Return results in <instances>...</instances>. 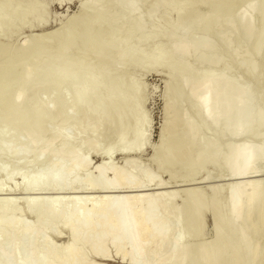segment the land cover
Here are the masks:
<instances>
[{
    "label": "bare ground",
    "instance_id": "6f19581e",
    "mask_svg": "<svg viewBox=\"0 0 264 264\" xmlns=\"http://www.w3.org/2000/svg\"><path fill=\"white\" fill-rule=\"evenodd\" d=\"M145 1L148 0H89L97 14L78 12L52 34L16 45L9 40L22 29L49 24L47 4L37 0H0V38H6H2L6 43H0V101L5 95L7 99L0 108L3 127L0 174L7 175L6 181L13 184L11 168L17 161L25 160L26 170L31 164L55 159L41 173L20 174L21 190L29 197L26 195L23 201H18L23 202L27 212L37 209L33 222L27 223L20 214L9 212L17 204L16 198L0 201V264H91L84 263V258L91 254L104 257L110 250L127 264H170L168 258L173 256L177 257L178 264H209L210 259L217 264H264V240L262 244L259 242L264 237V189L259 191L260 181L251 180L256 177L253 168L258 163V155L264 157L261 143L248 139L232 147L229 176L238 182L227 189L225 201L227 196L214 203L202 190L187 188L180 193L179 206H175L180 199L179 189L168 191V184L183 183L184 186L193 182L204 171L210 156L219 151L221 127L212 128L214 138L202 142L208 134V120L226 113L225 127L239 135L246 127L243 122L249 128L245 121L251 104L256 113L264 114V91L258 86L261 81L257 85V78H253L256 84L255 89L249 85L251 91L247 83L239 80V69L244 66L247 71L243 73L247 76L250 77L247 74L250 68L254 70L249 72L252 77L258 71V77L264 79V56L260 53L263 57L259 59L261 56L254 55L258 59L253 60L257 42V46L262 44L257 33L263 32L260 22L264 18V0H167L159 18L141 33L138 31L140 19L132 20L129 15ZM212 41L217 42L216 49L210 46ZM198 47L204 50L202 57L221 62V67L197 70L198 66L195 70L196 63L184 56ZM263 48L259 50L264 51ZM76 49L83 51L80 60L70 69H63L67 65L63 63L69 61L67 58ZM109 52L119 60L109 59ZM90 56L100 64L88 65L86 59ZM246 57L251 58L253 68L248 60H243ZM242 61H248V65L244 62L241 65ZM87 67L95 69L87 70L81 87L75 90L73 82ZM108 67L131 68L136 74L157 71L166 77L159 149L151 158L157 170L154 176L134 174L105 163L92 168L95 171L92 175L88 173L91 169L88 152H79L77 139L89 142L92 150L94 142L103 134L104 125L111 122L108 116L125 112L127 107L131 126L122 124L121 133L111 141L109 149L94 148L106 155L121 148L125 161L129 162L132 154L143 153L147 147L143 132L146 118L141 112L142 84L129 77L116 81L114 75L103 73ZM221 84L242 94L239 96L226 88L239 98L234 103L231 102L237 97L229 99V103L223 99L224 103L219 98L221 90H217L218 99L217 93L214 94L216 86ZM10 90L14 91L13 96L7 97ZM189 90L198 97L192 98ZM31 93L38 95L33 97L36 100L30 101ZM232 94L229 97L235 96ZM112 117L115 119L113 114ZM82 122H95L99 127L94 130L81 126ZM42 135H49L52 140L43 143ZM15 136L18 144L23 140L28 144L9 145ZM41 144L40 153L29 156L31 149ZM4 156L10 157L8 162ZM164 176L166 183L162 181ZM79 186L91 196L85 197L83 193L73 199L58 194L59 198L52 196L55 199L49 198V201L47 197L48 203L46 196L39 197L44 192L46 195L47 190L51 194L64 190L70 195ZM3 187L6 189L0 183V192H5ZM223 188L219 189L220 193ZM207 213L213 219L214 241L210 246L208 242H194L203 233V217ZM55 224H60L58 229L53 227ZM64 231L70 234L69 243L64 247L52 244L51 238H59ZM247 245L253 249L250 255Z\"/></svg>",
    "mask_w": 264,
    "mask_h": 264
},
{
    "label": "rangeland",
    "instance_id": "374dc122",
    "mask_svg": "<svg viewBox=\"0 0 264 264\" xmlns=\"http://www.w3.org/2000/svg\"><path fill=\"white\" fill-rule=\"evenodd\" d=\"M42 1H43L44 5L47 4L45 7L47 8V11H48L47 14H49L47 16V17H49L48 18L49 19V24L47 23L48 25H45V24L38 25V26H36L34 28H31V29L30 28L29 29L28 28H24V29H22L20 31V33H18L12 39L9 40L10 43L13 41L12 44L15 43L16 45H24L30 39H37V38L46 37V36L52 34L54 31L58 30L61 27L62 22H64L68 17H70L72 15H75L78 12L84 11V12H87L90 16H93V15L98 13L97 9L93 5L90 4L89 0H37V2H39L40 4H43ZM167 4H168L167 0H162V1H159V2H156L155 0H148V1H145L144 3H141L136 10L131 12V14L129 16H130V18L132 20L140 19V24H139L140 26L138 28V31L141 32V33L142 32L144 33L146 31V27L148 26V24H150L151 22H154L155 20H157L159 18L160 14L164 11V9L166 8ZM263 13H264V11H263ZM262 16H263V14H262ZM262 16H261V18H263ZM263 19H261V22H260V18L258 20V22L263 23V24H261L262 26L259 23V25H260V27L262 29V30H260V29L259 30L263 31V32H261V34L259 33L261 36L258 35V33H257V36L260 37V38H258L256 36L258 38V40L259 41L261 40V42H262V44L259 42L261 44V46H257L258 45V42H257V45L255 47V49H257V47H258L257 51L260 49V47H262V46L264 47V30H263V28H264V26H263L264 22L263 21L264 20ZM2 38H4V37L0 38V43H6V40L4 41V39H6V38H4V39H2ZM258 40H256V41H258ZM211 43L212 44L210 46L213 45V47H214L212 49H216L217 45H218L217 42L215 43V41L214 42L212 41ZM213 43H215L216 45L213 44ZM203 51L204 50L202 48L198 47V49L195 48L194 51H192L190 53H187L184 57H186L187 60H188V58H190L191 60L194 61V63H196L195 64V70L198 68V66H199V68L197 70L205 69V68H207V69L208 68L209 69L212 68L214 70H217L216 68H218L220 66L221 62L217 63L211 57H205V56H204L205 58L202 57L203 56L202 55ZM257 51L255 53V51L253 50V58L255 57L254 55H258V56H261L259 58V59H261L264 56V53H262L264 51L263 50H259L260 51L259 53ZM82 52L83 51L81 49L74 50L69 55L70 57L67 58V59H69V61L66 60L65 61L66 63H63V65L64 64L65 65L67 64V65L66 66H62L61 65L63 67V69H64V67L66 69H70L69 68L70 66L72 67L73 64L77 63V61L80 60V58L82 56ZM109 53H107V54H109ZM260 53L263 56L259 55ZM127 54L128 53L126 52L124 55L127 56ZM258 56H256V58ZM107 57L108 58L110 57L109 59H111L114 62L119 60V57L115 56V54H113V53H110L109 55H107ZM256 58H254L253 60H257L258 59V58L257 59ZM250 59H251L250 57H246V59H243V60H248L249 64L251 65ZM248 61L247 62L246 61H242L241 65L244 62V63H247V64H245L247 66L248 65ZM86 63L88 65H93V66L94 65L98 66L100 64L99 60L96 59L94 56L88 57L86 59ZM97 63H99V64H97ZM116 63H118V62H116ZM252 64H253V62H252ZM251 67H252V65H251ZM90 69H95V67H87V68H85V69L80 71V73H79L80 77H78V79H76L75 82H73V88L75 90H78L81 87L82 82H83V77H84L85 73L87 72V70H90ZM244 70H246L245 66L243 68L241 67L239 69L240 75H241L239 80L240 79L243 80L242 84L243 83H245V84L247 83L246 86H248V89L250 87L251 91H253L252 88H254V85L256 84L255 83L256 82L255 79L257 78V85L259 84L258 82L261 81L258 86L263 88V89L260 88L259 90L260 91L262 90V92H263L264 91V79L258 77L259 76L258 75L259 72L257 70H255V72L257 71V74L253 73L255 76L253 75L254 77H252L251 76L252 74H250L249 72H251V71L254 72V70L249 68V70H251V71L247 72V74L250 75V77H249V76L246 75V72H245V74L243 73ZM103 73L104 74L114 75L115 77L114 76L113 77H114V79L116 81H117V79L118 80H122V79H127L129 77V79H131V78L136 79L138 82H140V84H142V87L144 89V92H143L144 93L143 94L144 95L143 96L144 99H143V105L141 106V112L143 113V115H145V118H146V127H145L143 132H144V137L147 140V147H146V149L144 150L143 153L132 154L131 157L128 158V159H130L129 162L125 161V158L123 157L124 156L123 150H121V148L115 149L112 152L111 155L101 154V152H97L96 150L103 151L105 149H109V147L112 146L111 145L112 144L111 141L116 139L118 137V135L121 133V130H122L121 128H122V124L123 123H126L129 126H131V124H132L131 123L132 120L130 121V119H129L130 117H128L129 115H127L128 113H126V111L128 112V110H129L128 108L129 107H127L126 110L123 109V110H125V112L121 111L122 113H120V114L116 113L117 116L114 113H111L110 114L111 116H108L109 117V121H111V122H109L108 124L106 123V125H104L105 127H103V130H104L103 134H101L100 137L94 142V146H95L96 150H95L94 146H93V148L91 150L89 142L81 141L79 139L76 140V143H78V145L80 147V149H79L80 151L79 152H88V159H89V161L91 163V169L88 170V173L89 174L94 173L95 171H93L92 168H94L95 166H98V165H100L102 163H105L107 166H111V165H113L114 167L118 166V168H121L122 170L130 171L131 173H134V174L138 173L139 175H143V176H145L144 174H147L149 176H154L156 174L157 170H156V167H154L153 164H151V158L156 154V152L159 149V134H160L161 127H162L163 114H164V109H165L164 90H165L166 77L163 76L164 75L163 73L157 72V71H154V72L153 71H150V72L147 71V73H146V71H144L142 73L139 72L138 74H136L135 72H133L131 70V68L111 69V68L108 67V68H105ZM157 73H160V74H157ZM133 75H136L135 78H134ZM253 78H255L254 79L255 82H253V80H252ZM225 85L227 87H225ZM249 85H251L252 88ZM257 85H256V87L258 89L259 87ZM220 86H221V88H220ZM220 86H216V89L214 90L215 91L214 94L217 93L216 94L217 98L216 97L215 98L218 99V97H219L218 94H220V92H217V90L218 91L221 90V93L223 92L222 95L224 94V96H223L224 98L221 97L222 95H220L219 98H221L220 100L223 101V102L225 100V102L228 101V103H229V101H230L229 99L232 100V98L237 97L236 99L232 100L233 102H231V103H234L239 98L240 94H242V93L238 94V91H239L238 89L234 90L233 87H231V86L228 87L227 84H224V86H222V84H221ZM222 87L225 88V90ZM226 88H230L229 90L233 89L234 91L233 90L232 91L234 93L237 92V94L239 96L237 94H234L232 91H231V93H229L230 91H228V89H226ZM236 90H238V91H236ZM224 91H226V93ZM189 92H190V95H191L192 98L196 99L198 97V94L193 93L190 90H189ZM13 93H14V91L10 90L8 92V96L7 97H10V96L12 97ZM32 93H34V92H32ZM32 93L30 94V96H31V100L30 101H32V99H33V101L36 100L37 98L35 99L33 97L34 96H36V97L38 96L37 94L33 95ZM90 93H91V91L89 90L87 94L89 95ZM231 94L235 95V96L234 97H229ZM70 95L71 94H69V96ZM5 96H4V98L6 99ZM226 97H227L228 100H226ZM5 99L3 100L4 102L2 100L0 101V108L1 109H2V107L4 105V103H6ZM228 103H226V104H228ZM248 103H249V101H248ZM252 103H254V102H252ZM229 105H231V104H229ZM252 105L253 104L250 105L251 108H249L250 110L247 111L248 113L246 112V115H247L246 121H245V118H244L246 115H244V117L241 118L242 122H243V119H244L246 124H247V122L249 123V128L251 129V131L249 130V128L247 129V127H248L247 125L248 124L245 125V123L243 122L242 124H244V127L246 126L245 128L247 129L246 130L243 127L244 128L243 129L244 134H243V131H242V134L234 135L232 133V130H230V129L228 130L225 127V124H224L225 119H224V117H225L226 113L223 114V115L221 114L220 116H218L214 120L213 119L208 120V124H207V128H208L207 132H208V134L203 139L202 142L205 143L206 140H208L210 138H214L213 132H212V128H215V126L221 127L222 129L220 131L219 137L221 139L220 141H222V142H221V146L219 147V151L218 152L216 151V153L214 152V155L212 154L210 156L211 157L210 161H208V164L206 165L204 171H202L200 176L198 175L193 182H190V183L188 182L189 184L188 183H184L185 184L184 186L181 185L183 183H171V184H168L169 185V186L167 185L169 187L168 191H170V189L171 190H173V189L174 190H176V189L178 190L179 189L177 192H179V194H180V193H184L183 190H188L187 188H189V189L197 188V189H200L203 192H205V195H207L206 197H208V199L210 201H213L214 203L217 202L220 197H222V199H223V196H227L226 198L224 197L225 198V199H223L224 201L228 198L227 194L229 193V191L227 189H230L229 188L230 185L232 186L234 182L235 183L238 182L236 180V178L233 179V177L229 176V173L232 171V159H233V156L231 154L232 147L235 146L236 144H240L243 141L248 140V139H250L253 143H257V144L261 143L262 146L264 147V121H263L264 120V116H263L264 114L263 113L260 114V112H259V114L256 113L255 106L253 105L254 109H252ZM113 110H114V108H113ZM251 110H252V114H250L251 112L249 113V111H251ZM112 114H113L115 119H113ZM250 115L253 116L252 120H250V118H251ZM254 116L255 117L257 116L256 117L257 119ZM80 117H81V115H80ZM259 118H261L262 120L259 119ZM248 120L251 123H252V121L254 123L251 125ZM255 120L257 121L256 123H255ZM81 126L93 128L94 130L99 127V126H97V124L95 122H82ZM182 126L184 127V125H182ZM229 126H230V124H229ZM231 126H230V128H232ZM250 126H252V127H250ZM1 128H3V127H2V125L0 123V131H1ZM65 130L66 131H70L69 128H66ZM16 136L21 138V136L19 134H16ZM16 136L13 137L12 140L9 141V145H11V146H21L22 147V146H25V145L28 144V141H25V140H23L22 143L18 144L15 141ZM250 136L253 137V138H250ZM42 137H43V139H42ZM40 139H42L43 143H47L48 141L52 140L49 135H45V137L42 135L40 137ZM128 139H130V134L128 135ZM42 146H43V144L35 146L34 148H32L31 151H30L29 156H35V155L39 154L40 151L42 150ZM205 148L209 149V146H206ZM229 154H230V156H229ZM258 156L259 157L256 160L258 163H255L254 168H253V171H256V172H254V173H256V174H254V176H256V177H255V179H254V177L251 178V180L252 181L256 180L258 182L260 181L258 183V185L260 186V187H258V190L262 192L263 189H264V186H263L264 185V180H263L264 179V157L260 156V155H258ZM230 157H232V159ZM9 159H10L9 156H4V161L5 162H8ZM259 159H261V160H259ZM54 161H55V159L51 158V159H48V160L44 161L42 164H31V165L28 166V168L26 170H25L26 166H24L25 160L17 161V164L14 167L11 168V172L14 175V180H11L13 182V184L10 182V180L6 181L7 180V175L0 174V183H3V186L5 184V186H6L5 187L6 189H4V187H3L5 192H0L1 193L0 194V201L2 199H4V198H14V199L16 198L15 200H17V204L12 206V208L9 210V212H11V213H13L14 215H17V216H18V214H20L21 216L24 217L25 222L28 221L27 223L33 222V220H34V216L33 215L36 213L37 209H32L30 212H27L26 208L24 207L23 202H19V201H23V198L25 199L27 196L29 197V194L27 192H26L27 194L26 193L24 194V192L21 190L20 174L22 172H26V173H29V174H33L35 172L41 173V172L45 171L46 169L50 168L52 162H54ZM199 163L201 164L202 162H199ZM88 173H85V175L86 174L88 175ZM204 173H206V174H204ZM219 173H221V174H219ZM92 175H94V174H92ZM82 178H83V176H82ZM166 179H167L166 176L162 177V181L164 183L167 182ZM5 181L7 183H5ZM193 183H194V185H193ZM261 183H262V185H261ZM186 184H187V186H186ZM261 186H263V187H261ZM173 187H175V188H173ZM205 187H207V189ZM7 188H9V189H7ZM220 188H223L221 193L219 192ZM247 189H250V188L247 187ZM81 190L82 189L79 186V188H76V189L73 190V194H71L72 192L70 191V195H67V194H69V192L67 191L68 193H66V191H64V190L63 191L60 190V192L59 191L53 192L56 196L53 193H52L53 194L52 195L49 190H47L46 195H44L45 192H44V194L42 192L46 191V190H43L42 192L40 191L43 195L40 194L41 196H39V197L45 198L44 196H46V201H47V197H48V201H49V198L58 197V194H59V197L70 196V197L73 198V196L74 197H79L80 194H83L84 191L82 190L83 191L82 192ZM250 190H247V192H249ZM48 191L50 192V194L48 193ZM166 191H167V189H166ZM62 192H63V194H61ZM89 192H91V191H89ZM251 192L252 191H250V194H251ZM47 193H48L49 196L47 195ZM34 194L37 195L36 193H34ZM64 194H66V195H64ZM84 194H83V196H85V197L91 196V193L90 194L89 193H84ZM87 194H89V195H87ZM52 196H54V197H52ZM181 196L182 195L180 194L179 195L180 199L178 198L180 201L176 200L175 206H179L178 204H180V202L182 200ZM48 201L46 203H48ZM71 201L72 200L70 199L66 206H68V204ZM46 206H48V204H46ZM82 211H83V213H85L87 211V209L82 210ZM211 218H212V216L210 217V214H208V213L206 215H204V217H203V226H204V228H202V229H204L203 233L201 234L200 239L198 238L194 242H204V243L208 242L207 246H210V244L212 245V243L214 241V240L212 241V239H214V232H213V229H212V227H213V225H212L213 224V219H211ZM59 226H60V224L53 225V227L55 229H58ZM253 229H254V227L251 230H253ZM69 235L70 234H68L67 231H64L59 236V238L58 237L57 238L56 237H52L50 241L52 242V244H54L57 247H64L70 241ZM261 240L262 241H259L260 244L263 243L264 237H262ZM246 247H247V251H248V253L250 255V253L253 252V249L251 248L250 245H247ZM228 254L225 255L226 256V260L228 258L227 257ZM247 256H248V254H247ZM173 257H174V259H173ZM173 257L168 258V262L167 263L170 262V264H171V262H172L171 260H175L176 259L175 261H173L174 262L173 264H176V263L178 264L177 257H175V256H173ZM248 257L250 259V256H248ZM213 260L210 259L209 260V264H213V263L217 264V262L211 263ZM263 261H264V259H263ZM83 262L84 263H91V264H127L126 261L122 260L121 257L119 256V254H117L114 250H110L108 252L107 256H104V257L95 256V255H92V254L88 255L87 257L84 258ZM218 264H220V263L218 262Z\"/></svg>",
    "mask_w": 264,
    "mask_h": 264
}]
</instances>
